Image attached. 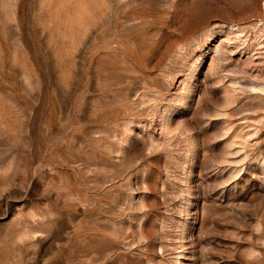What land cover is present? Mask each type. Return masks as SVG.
<instances>
[{
  "label": "rangeland",
  "instance_id": "1",
  "mask_svg": "<svg viewBox=\"0 0 264 264\" xmlns=\"http://www.w3.org/2000/svg\"><path fill=\"white\" fill-rule=\"evenodd\" d=\"M0 264H264V0H0Z\"/></svg>",
  "mask_w": 264,
  "mask_h": 264
}]
</instances>
